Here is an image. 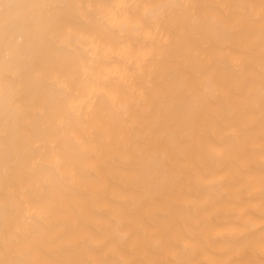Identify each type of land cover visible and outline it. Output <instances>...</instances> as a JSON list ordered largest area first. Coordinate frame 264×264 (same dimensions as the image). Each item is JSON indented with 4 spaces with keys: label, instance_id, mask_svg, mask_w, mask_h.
<instances>
[{
    "label": "bare ground",
    "instance_id": "1",
    "mask_svg": "<svg viewBox=\"0 0 264 264\" xmlns=\"http://www.w3.org/2000/svg\"><path fill=\"white\" fill-rule=\"evenodd\" d=\"M0 264H264V0H0Z\"/></svg>",
    "mask_w": 264,
    "mask_h": 264
}]
</instances>
